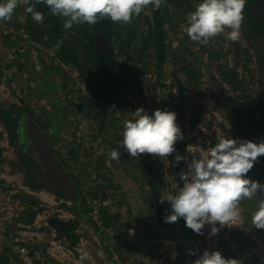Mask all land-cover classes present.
<instances>
[{"label":"rangeland","instance_id":"rangeland-1","mask_svg":"<svg viewBox=\"0 0 264 264\" xmlns=\"http://www.w3.org/2000/svg\"><path fill=\"white\" fill-rule=\"evenodd\" d=\"M163 1L164 3L168 2V0ZM199 2L200 0H192L191 7L186 5V0H171L170 3H167L169 9L164 21V28L167 32V37L164 39L166 57L160 69L158 68V59L155 57V44H148V34H145L149 26L152 25L150 5L138 15L136 20L140 30L138 32L141 34L138 45V57L134 56L132 60L124 63L125 55H123L119 57L118 61L122 63V67L128 70L131 76H135L140 80V86L147 97L149 105H151L152 99H155L158 103L156 109L175 111L179 125L183 124V126L189 127L191 126L189 125L190 123H200L210 132L211 136L209 139L213 146V141L217 142V138L220 136L232 137L233 128L228 121L226 98L231 97L243 102L240 98L244 95L264 97V41L260 43L259 55L262 59L259 60L254 47L243 38L242 33L240 39L236 42L227 39V29L225 32L211 38L207 45H201L199 42L190 40L184 30L187 26L186 15L193 11ZM262 7L264 10V2L262 3ZM26 14L24 5L20 4L14 11L12 20H15V23L7 21L11 26H8L6 30L0 27V78L6 69L7 71L11 69L14 73L10 77L12 82L10 83L7 78L6 80L9 84L6 83V87L11 92V98L16 103L34 109L39 115L46 111L47 114H51L57 108L59 112L56 115L61 114L62 111L63 115L70 121L71 128L67 127V130L60 128L62 133L58 129V132L53 135L55 143L57 145L68 143L74 147L81 145L83 148V159L81 154L78 166L70 168L77 177L83 179L82 184L85 186L83 188L84 194L90 196V192H94L97 204L93 202L94 208L89 215L96 222L98 232L103 233L105 232L103 223H112L111 217L109 218V215H112L110 212L111 204L108 198L104 199V195L106 196L110 192V181L104 179V176H102L104 170H106L103 167L104 165L106 166V162L103 161L100 164L103 168L89 167V161L92 162L97 152L90 150V146L93 143L89 140L93 131L99 127L96 125V122L100 118H96L95 114L100 112L99 107L101 104L85 89L77 70L68 64L59 62L54 50L32 45L23 30L16 28L17 26L19 28L22 24H26ZM117 23L122 26L127 25L120 22ZM3 24H5L4 21H1L0 25L3 26ZM24 57L27 58V61L31 57L32 63L39 69L36 71V73L39 72L38 77H42V80H38L37 78L33 82L32 88L30 84H26L29 83L27 80L29 78V68L22 67L18 69L17 64H20ZM231 72L235 73L236 82L233 80V84L237 85L236 88H232L228 83ZM24 75H26L25 78L23 77ZM120 91L121 97L119 98V103L117 105H110L106 109L107 112L104 119L109 124L102 132L106 135L108 134V138L109 135L120 134L117 132H121L123 129V122L133 118L131 112H134L138 107H142L141 104L136 103L138 100V87H136L135 83L129 87H121ZM46 94L51 96L53 100H47ZM35 96L44 100H35ZM57 101L58 105L53 107ZM242 102H238L237 105L239 106ZM262 102H264V98ZM149 110L151 111V106H149ZM262 110L264 111V108ZM182 115L184 116L183 119L181 118ZM63 119L64 117L61 115L54 117L47 116V126L50 125V129L55 130L59 125L58 123H61ZM256 120L260 124L259 117L253 116V121L255 122ZM80 126H82V131L86 132V139L84 138L81 141L77 138V132L81 129ZM83 126L85 127L83 128ZM111 126L112 128L110 129ZM260 136L259 134L258 137ZM94 137L95 135L92 136L93 141ZM109 140H111V137ZM99 141L100 138L98 137L96 144ZM118 145H120L119 141ZM123 151L126 152L125 149ZM69 158L71 156L68 155L67 159ZM154 162L159 164L156 157ZM94 169H98L97 175L94 174ZM22 183V186L25 187L24 180H22ZM21 188L16 187L13 183L10 185L3 184L0 187V190H5L4 192L12 191L11 197H13L12 204L8 209L4 204H1L4 210L1 215L4 213L8 215L12 214L10 217L14 218L15 212L24 214L27 209L36 210L39 208L40 211L36 213V216H38L43 210H47L45 205L40 204V202L38 207L31 206L29 202H26L23 194L30 196L36 201L38 200L32 195L22 192ZM55 209L57 210L56 207ZM61 209L67 211L65 208L61 207ZM98 209L101 214L95 217L93 213H99ZM104 213L109 214L107 222L102 221ZM84 222H86L85 219H82L80 224H84ZM98 222H101L100 226ZM5 224L7 225V232L3 231L5 237L9 239L12 234V239L16 237L17 229L15 225H17V222L15 224L8 219V222L5 221L3 223V227ZM29 224H32V222ZM112 225L115 226L116 222L112 223ZM106 230L111 232L112 228ZM89 233L95 236L94 230L90 229ZM84 238L86 239V235H84ZM110 247H106L103 244L104 259L106 257L110 258L112 253H117L115 246ZM29 249L36 251L38 257L40 254L43 256L47 255L46 248H43L41 245L32 244Z\"/></svg>","mask_w":264,"mask_h":264},{"label":"trees","instance_id":"trees-1","mask_svg":"<svg viewBox=\"0 0 264 264\" xmlns=\"http://www.w3.org/2000/svg\"><path fill=\"white\" fill-rule=\"evenodd\" d=\"M168 2L170 3L171 0H168ZM168 2L164 3L162 0L160 8L157 10H153L150 5L152 25L145 33L148 34V44H155V57L158 59L159 69L166 57L164 39L167 37V32L164 28V21L166 14H168ZM263 2L264 0H247L243 10L244 19L241 25V33L243 38L254 47L256 54H259L260 43L264 40ZM191 4L192 0H186L187 6L191 7ZM35 9L43 14V20L41 23L35 22L31 14L27 13L26 24L23 29L24 34L27 35L30 42L35 43L37 46L54 50L59 62L68 64L78 71L85 89L101 104L99 107L100 112L96 111L95 114L96 118H100L97 121L98 123L96 122L100 131L105 130L109 124L104 119L106 109L110 105L119 103L121 87H129L135 83L138 87V100L136 103L141 104L150 114L156 110L158 106L156 100L152 99L151 105L148 104L147 97L140 86V80L135 76H131L128 70L122 67V63L118 61L119 57L123 55H125L124 63L132 60L134 56L138 57V45L141 36L136 21L138 16H133L125 26L105 18L94 25L84 23L74 25L71 29L66 30L63 28V18L51 15L46 5L37 3ZM258 59L260 58L258 57ZM235 79V73L231 72L228 83L232 88L237 87L236 84H233V80L236 82ZM263 98V96L244 95L240 98L243 102L231 97L226 99L228 121L233 128V138L239 137L257 143L264 140ZM238 102L242 103L238 106ZM149 106H151V111ZM253 116L259 117L260 124L257 120L253 121ZM181 118L183 119L184 116L182 115ZM189 125L192 126L194 123ZM0 126L6 132L7 142L16 154V166L24 177V184L31 190L50 191L63 201L60 206L67 209L72 215L73 218L69 220L58 217L49 218L47 224L55 232L56 239L61 243L63 242L66 249L74 251L75 255L80 258V253L75 250L80 241L78 233L80 222L85 219L88 224L98 230L96 222L89 215L94 208L93 202L97 204L95 200L97 198L94 192H90V196L85 195L80 178L68 169L69 164L67 161H71L77 156L76 149L74 148L68 153L71 158L67 160L62 158L59 148L55 147L52 137L47 134V121L42 116L33 113L25 105L11 104L1 107ZM181 130L184 134L183 139L178 141L175 147L183 155L186 141L183 126ZM258 133L261 135L260 137H258ZM1 138L2 133L0 132V140ZM101 138L103 142L106 141L104 136ZM121 141L119 142L120 147L124 149ZM213 143L216 142L213 141ZM174 155L175 153L168 157V172L176 183H180L181 162L175 164L173 162ZM3 162V148L0 146V166L3 165ZM137 163L151 194L157 200L160 196V182L159 177L154 175L151 159L149 160L145 154H141L138 156ZM247 175L251 179L264 184V156L258 158V162ZM2 186L3 184L0 182V187ZM23 196L31 206H39L38 201L26 194H23ZM106 198L107 195H104V199ZM39 211V208L36 210L27 209L19 217L22 225L31 223ZM98 214L100 216V211ZM108 215L104 213L103 222L109 220ZM103 225L106 227L112 225V223H103ZM12 260L22 264L13 253L12 248L5 245L0 253V264H9Z\"/></svg>","mask_w":264,"mask_h":264},{"label":"clouds","instance_id":"clouds-1","mask_svg":"<svg viewBox=\"0 0 264 264\" xmlns=\"http://www.w3.org/2000/svg\"><path fill=\"white\" fill-rule=\"evenodd\" d=\"M247 0H200L195 9L186 15L185 32L190 40L207 45L210 39L227 29V39L236 42L241 36L244 19L243 10ZM42 3L51 15L64 18L63 28L74 25H94L99 20L127 24L147 6L160 8L162 0H0V21H7L15 9L24 5L35 22L43 20V14L35 9ZM132 119L123 122L122 145L130 157L151 154L168 158L173 153L175 164L186 163L181 175L184 181L178 192L167 193L160 198L161 204L168 202L170 208L165 215L166 223L184 220L185 227L203 236L207 225L209 238L224 228L247 227L264 229V184L251 179L247 174L264 156V140L259 143L220 136L206 154L200 158L188 159L181 155L175 145L183 139V132L177 123L175 111L156 109L151 114L138 107ZM113 160L119 159L120 152H109ZM8 189V188H7ZM257 201L250 213V225L243 222L244 213L240 207L244 200ZM99 227V226H98ZM188 255H197L189 248ZM81 261L87 253H81ZM195 264H236L219 250L205 249L198 255Z\"/></svg>","mask_w":264,"mask_h":264},{"label":"crops","instance_id":"crops-1","mask_svg":"<svg viewBox=\"0 0 264 264\" xmlns=\"http://www.w3.org/2000/svg\"><path fill=\"white\" fill-rule=\"evenodd\" d=\"M12 19L13 16L7 21H13L12 23H15V20ZM7 21H4L5 24H3V26L0 25V27H3L5 30L8 29L7 27L11 26V24H8ZM24 25L25 24H22L21 27L18 28L17 26L16 28L18 30H23ZM31 44L36 46V44H33L32 42ZM31 57L28 61L27 58L24 57L20 64L17 65L18 69L22 67L29 68V78L27 79L29 83L26 84H30L32 88L34 84L33 82L36 81L37 78L38 80H42V77H38L39 72L36 73V71L39 69L35 67L34 63H32ZM13 74L14 73L11 69L8 71L6 69L0 78V108L11 104H19L11 98V92L6 87V83L9 84L6 79L8 78L11 83L12 79H10V77ZM23 77L25 78L26 75ZM46 95L47 100H53L51 96L48 94ZM34 99L38 100L42 98L35 96ZM57 105L58 101L53 107H56ZM29 110L39 115L34 109L29 108ZM57 110L58 109L56 108L51 114H47L46 111L41 113L40 116L46 121L47 116L54 117L61 115L64 117L63 121L58 123L59 125L55 130H51L49 125L47 134L52 137L53 144L55 147L59 148V152L65 160H67L68 153L74 148L76 149L77 156L71 161H67L69 164V171L72 174H75L70 167L78 166L83 148L81 145L74 147L68 143L65 145H57L55 143L53 135L58 132V129L62 133L60 128H63V130H67V127L71 128L70 121H68V118L63 115L62 111L61 114L56 115V113L58 114L59 112ZM122 118H124V116H122ZM182 126L183 124L180 127ZM80 127L81 129L77 132V138L81 141L84 138L86 139V132L82 131V126ZM84 127L85 126H83V128ZM183 128L185 131L186 125L183 126ZM102 131L97 127V130L93 131L91 134L89 141L93 144L90 146V150L97 152L94 155L92 162L89 161V167H104L106 169L102 176H104V179L110 181V192L107 193V198L111 204L110 212L113 215L110 214L111 221L113 224L116 222V225H110L109 227L106 226L104 227L105 232L99 233L95 227L87 222L80 224L78 230L80 241L76 251L87 253V259L81 261L80 258L76 257L74 251L66 249L64 245L56 239L55 232L50 229L47 224L49 218L58 217L63 220H69L73 218L72 215L68 211H63V209L59 207L63 201L50 191H33L26 186H22V180H24V177L16 166V154L7 142L6 132H4L3 128L0 126V132L2 133L0 146L3 148L4 157V164L0 166V182L8 185L13 183L18 188L22 187V192L32 195L38 200V202H40V204H44L45 208H47V210H43L38 216H36L32 221V224L29 225H22V222L19 220L21 213L15 212V217L10 218V221H13L15 224L17 222V225H15L17 233L14 232L16 233V237H18L21 240L20 243L26 247H30L32 244H37L46 248L47 255H39L40 260H42L41 264H160L159 261H162V264H185L184 257L188 255L187 250L192 248V243L195 238L194 233L191 229L185 227L182 218L174 223H166L164 217L168 214L170 204L168 202L163 204L159 202L160 198H163L167 193H170L173 186L172 181L175 182L171 174L168 172L169 158H158L154 155L145 153L146 157L152 161L154 175L159 177L160 196L155 200L138 167V157H130L128 153L124 152L120 145H118V141L120 142V139H122L123 129L121 132H117L120 134H113L114 137L109 135V138L107 136L108 134L106 135ZM67 133L69 132L67 131ZM93 135H95L94 141L92 140ZM103 136L106 138L105 142L102 141L101 137ZM98 137L100 138V141L96 144ZM110 137L111 140H109ZM108 140L111 143H109ZM113 149L120 152L119 159L113 160L109 157V151ZM155 157L159 164L154 162ZM103 161L106 162V166L104 165L101 167L100 164ZM97 171L98 169H94L93 172L95 175H97ZM79 178L82 184L83 179L81 177ZM177 184L178 185H176L173 193L178 192L180 189L179 183ZM83 187L85 186L83 185ZM256 204L257 201L255 199L244 200L241 202L240 207L244 213L243 222L250 225V213ZM4 214L3 218L6 219ZM109 228H112L111 232L106 230ZM128 228H134L135 232L133 234H128ZM90 229L95 231V236L89 233ZM84 235H86V239L84 238ZM12 236L13 234L7 239L5 233L0 228V253L3 251L5 245L12 247ZM103 244L109 248H111L110 246H115L117 255L112 253L110 258L106 257L104 259V250L102 249ZM220 252L226 258L235 259L236 264H264V229H255L246 226L243 230L240 229L235 231L229 238H224L222 240L220 244ZM192 258H194V262L191 264H195V255H192ZM9 264L19 263L12 260Z\"/></svg>","mask_w":264,"mask_h":264},{"label":"built area","instance_id":"built-area-1","mask_svg":"<svg viewBox=\"0 0 264 264\" xmlns=\"http://www.w3.org/2000/svg\"><path fill=\"white\" fill-rule=\"evenodd\" d=\"M191 127V126H189ZM186 126L185 131V149L183 155L188 157V159H194V158H200L202 155L206 154L208 149L212 146L211 140L209 139L211 134L206 130L204 126H202L200 123H195L194 126L192 125L191 128ZM184 170H186V163L184 161H181L180 165V187L183 184V180L181 179V175L183 174ZM172 189L170 193H173V190H175L176 185H178L176 182L172 181ZM0 191V228L2 231L7 232V225L3 227V223L6 221L8 222V219H10V215L5 214L4 216L6 219L3 218V215L1 213L4 212L3 208L1 207V204H4V206L8 209L11 204L13 197L12 191H6L4 192ZM4 192V193H2ZM95 217H98V213H93ZM94 217V218H95ZM98 225H101V222H98ZM2 226V227H1ZM5 229V230H4ZM239 227H232V228H224L222 229L217 235L209 238L207 236V232L209 231L208 226L206 225L204 228V235H198L194 233V241L192 243V248L196 250L197 255H195V260L198 258L199 254H202V252L205 249L210 250H219L220 251V244L224 238H229L235 231L240 230ZM128 234H133L135 232L134 228H128L127 230ZM21 240L18 237H14L12 239V251L15 254V256L18 258V260L22 264H41L40 258L38 257V254L36 251H33L29 249V247H26L25 245L20 243ZM192 256L186 255L184 257L185 264H191L194 262ZM160 264H162V261H159Z\"/></svg>","mask_w":264,"mask_h":264},{"label":"flooded vegetation","instance_id":"flooded-vegetation-1","mask_svg":"<svg viewBox=\"0 0 264 264\" xmlns=\"http://www.w3.org/2000/svg\"><path fill=\"white\" fill-rule=\"evenodd\" d=\"M243 36V35H242ZM264 41V40H263ZM259 53H260V51H259ZM257 56L260 58L259 60H261L262 58H261V56L259 55V54H257ZM229 98V97H228ZM227 99V98H226Z\"/></svg>","mask_w":264,"mask_h":264}]
</instances>
